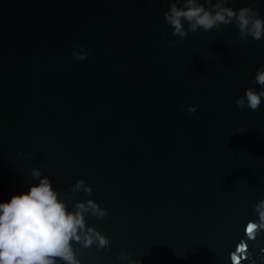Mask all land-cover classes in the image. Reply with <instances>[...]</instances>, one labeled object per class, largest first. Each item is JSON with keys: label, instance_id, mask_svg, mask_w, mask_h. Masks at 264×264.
Instances as JSON below:
<instances>
[{"label": "water", "instance_id": "obj_1", "mask_svg": "<svg viewBox=\"0 0 264 264\" xmlns=\"http://www.w3.org/2000/svg\"><path fill=\"white\" fill-rule=\"evenodd\" d=\"M226 6L264 19V0ZM168 8L0 0V202L38 183L37 168L69 211L107 209L84 214L110 244L73 242L81 264H128L121 251L141 264H264V229L246 231L264 199V98L258 111L235 103L261 90L264 38L239 41L227 25L180 40ZM79 179L91 196L67 199Z\"/></svg>", "mask_w": 264, "mask_h": 264}, {"label": "clouds", "instance_id": "obj_2", "mask_svg": "<svg viewBox=\"0 0 264 264\" xmlns=\"http://www.w3.org/2000/svg\"><path fill=\"white\" fill-rule=\"evenodd\" d=\"M230 2L232 0H168L169 8L163 16L165 23L172 28V35L180 40L198 29L222 32V26L227 25L238 30L236 39L239 41L249 37L253 41L264 38V19L260 18L259 10L252 6L233 9L226 6ZM249 3L254 5L256 0H249ZM86 55L77 58L84 60ZM254 83L260 86V91L248 87L244 96L235 100L241 110H259L264 98V65L257 68ZM186 107L188 112L195 113L198 106ZM30 175L38 183L31 184L25 192L12 195L7 202H0V264H81L72 247L73 242L85 249L93 244L98 249L109 246L110 239L88 226L84 219L85 213L97 219L105 218L107 209L87 199L77 201L69 211L39 169H31ZM81 191L89 196L92 194V188L79 179L71 186L67 199H73L74 194ZM254 212L257 222L250 221L246 225L250 240L264 229V199L254 205ZM118 258L127 260L128 264H141L139 259H132L125 251H121Z\"/></svg>", "mask_w": 264, "mask_h": 264}]
</instances>
